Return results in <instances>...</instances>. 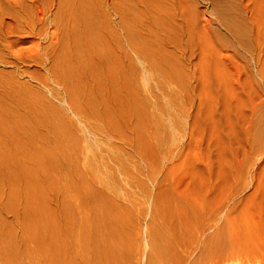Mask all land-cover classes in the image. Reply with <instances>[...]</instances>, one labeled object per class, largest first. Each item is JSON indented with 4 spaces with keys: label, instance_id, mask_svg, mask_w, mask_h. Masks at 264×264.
Returning a JSON list of instances; mask_svg holds the SVG:
<instances>
[{
    "label": "rangeland",
    "instance_id": "1",
    "mask_svg": "<svg viewBox=\"0 0 264 264\" xmlns=\"http://www.w3.org/2000/svg\"><path fill=\"white\" fill-rule=\"evenodd\" d=\"M32 1H25V3H23L24 6L22 4L23 14L22 16H20V21L23 20L22 22H20L19 20H13L11 22V27L9 24L5 26L6 28L4 26L0 28V31L3 32H0L1 36H3V34L5 35L6 33L5 36H0V38H2L1 42L3 44L2 45L0 42V45L3 46H1L0 48V84H3V86L0 85V106H2V108L0 107V129L3 131L1 132L0 130V264H10V262L11 264H56V262H54L55 259L52 260V258L57 257L56 252H58L57 250L60 248H58L55 242V240L57 241V239L59 238V235L57 233V229L56 231H54L57 233H54L55 235L52 233L53 231L51 229H53V227L58 222L60 224L61 221L66 222V227H68V225H72L71 228L68 227L69 234L71 231L70 229L73 228L74 229L72 231L76 232V235L74 232L69 235L70 238H72L71 236L75 235L73 236L74 238L70 239L71 241H73V239L75 240L72 242V244L76 243V245H73L74 253L75 251L77 253L79 252V254L82 253L80 255L81 258V256L86 252L88 253V255L85 253L86 258L88 257V260L83 258L82 256L81 259L86 261H83L79 258L81 260L80 261L79 259H77L79 254L76 253V258H73V260L69 256L68 260V257L66 255H63V258L60 257V264H65V262H63L64 258H67L66 264H71V261L72 264L73 262L74 264H84L85 262L86 264H91V262L92 264H100L99 262L104 259L105 261H102V263L104 262L103 264H106V262L107 264H112V262H110L109 260V262L106 261L110 258L106 257L105 252L108 254L107 251L109 249H107V247H110V251L112 250L111 245L113 246L112 243L115 242L113 239L117 240V236L120 232L118 231L119 229L117 230V228H121L120 233L122 235H120L118 237L119 239L117 240L120 242L118 243L119 246L121 245V249L117 247L118 244L116 246V241L114 243V246L116 247H113L114 250H116V252L114 251L115 253H117V248L119 249L117 253L118 255H115V253L112 254L113 251L111 252V254L115 256L114 259L119 258V262L116 260H112L113 264H264V0H175L176 2H179L178 5L180 4L177 10H164L167 13H165L162 9L161 11L160 9L156 10L157 14L160 15V17H163V15L167 16L169 11L170 16L175 11L176 12L174 14L177 15L178 11L180 12L178 13L180 15L179 17L177 16L178 20L176 21L180 22L178 24H175L174 27L168 26L164 20H159L158 16L157 22H163L162 24L166 25L164 28L153 27L156 30V32L154 31V33L153 28H149L150 30L148 29V27V30L143 29L146 27V24L148 26V22H146L145 19L141 17L140 14H142V16L146 15V12L142 10H140L142 12L136 11L134 13V11H131L132 13H124V18L122 17L123 15L121 16L123 19H125L122 20V23H125L123 24V26H121L122 24H120L121 21H119V25L117 24L119 18L115 14L111 13L109 15L110 25H106L108 28L105 26L106 28H104L103 31L107 32V30H110L109 26H112L113 28L111 27V29H114L116 32L119 46L117 44V46L115 44L113 45V41L115 39H111H113L114 36L110 37V35H107V39L105 40L104 38L103 40L108 41L106 44H104L109 47L105 48L106 46L102 44L105 50L101 47L102 45H99L102 50L101 48H98L99 46H97V48L95 49L96 51H98L99 49L98 53H100L101 50L99 56L101 57L102 54L104 56L101 57L103 58V63L106 61L105 66L104 64L102 66V63L100 65V68L97 66L99 72L102 70L101 72L104 71L106 74V72L109 71L108 73L110 74V78L108 77V75L106 76L105 74H103L104 72H100L102 76H106L105 79L104 77H101L99 79L98 75H100V73L96 71L97 68L93 66L94 64L99 65L97 63L99 58L98 53L95 54L96 51L94 53L92 51V53L90 52V54L87 48H85L84 50L82 47H77V51H75L76 47L74 48L73 46V49L68 50V52L67 50L59 49V51H55L56 53L54 52V55H57L55 56L56 59H54L57 60V63L56 61L53 62V60L49 61L51 64L48 62L44 64L46 67L44 65L39 66L38 63H36L37 59H33L34 62L32 59V62L30 61V57L35 54L33 52V45H35L34 43L38 42L40 46L45 45V38L43 35L50 28L42 26V29H38L42 24H40V21L38 23V20H35V17L37 16L36 4H40L38 0L35 2L33 1L34 3ZM100 1L102 3L106 1L108 3V0ZM123 1L124 0H122V2ZM126 1L127 0H125L123 4ZM154 1L155 0H152L150 2ZM22 2H24V0H22ZM28 2H30L31 5L27 4ZM55 2H57V0H55ZM26 4L30 6L27 7ZM167 7L168 5L166 6V8ZM102 8L104 9L103 14L109 12V5H104L103 3ZM24 9L26 13L24 12ZM29 9L35 10V12L32 10L29 11ZM56 9L57 5L56 8L52 7V12H55ZM26 10H28L29 13ZM192 10H195V12ZM25 14H29L27 15L29 17H27L26 19ZM23 15H25V17ZM151 16L150 22L152 23V21L156 20V17L152 14ZM190 16L192 17L190 18L192 22H194L193 20H195V25H189L191 23H189V21H191L189 19ZM194 17L195 19H193ZM134 18L136 21H134ZM126 19L129 20L126 21ZM27 21H29L32 25L36 24L35 26L33 25V31L30 29L32 28V25L28 24L29 22L27 23ZM128 21H130V23ZM138 21L140 23H136V27V24L134 22ZM185 21H188V23H186ZM15 22H17V24ZM25 22L31 27L27 26ZM141 22H145V25L141 24ZM132 23L135 25H133ZM151 23L149 24L151 25ZM132 25L134 26V28H131ZM204 27H206L209 31H207L208 33L205 35L203 33H199L201 31L200 28L202 29ZM1 29L4 31H2ZM36 29L40 32L44 31L41 32L43 33V35ZM130 29L132 30V32L130 31ZM100 30L102 31V28ZM100 30L99 32H101ZM5 31H7L8 33ZM34 31L39 32L38 35ZM99 32L97 31L94 33L98 34ZM224 32H228L230 34L226 35ZM125 34L126 36H124ZM203 36L204 38H209L207 39L211 42L212 47L210 45H202L204 40H206V38L204 39ZM93 38L96 42V36H93ZM99 38L101 39L100 42H102V38ZM128 39L130 43L131 41H133L135 45L130 44L129 41H127ZM4 40L7 41V43H5ZM110 40L111 42H109ZM109 43H111L113 47ZM129 44L133 46L130 47ZM133 47L135 50L133 49ZM86 50L88 51L89 55L88 53H85V56H90L89 59L93 57V59H90L91 62L89 60H86L88 58L87 56L83 57V53L87 52ZM41 51L42 50H40V55L43 52ZM123 52H125L129 56L128 59L125 60L121 57ZM62 53H64V55ZM76 53L79 55V57ZM66 54L68 56L72 55V58L67 59L68 56H66ZM20 56L22 57L21 60L19 58ZM23 57L26 60L24 59L23 61ZM74 57H78V60L80 62L86 61L85 63H82L87 66L82 67L83 64L81 65V63H79L78 61L75 62ZM82 57L84 60H82ZM167 57H171V59H167ZM61 58H64V60H62ZM65 58L67 59V61H65ZM93 61H95L94 64ZM107 61L110 64L112 63V65H109ZM91 64L93 65L91 66ZM106 66L107 70L105 71ZM51 69V74L53 76L50 74ZM53 70H56L54 73H56L57 75L53 73ZM71 71H73V74ZM7 73L8 75H6ZM10 73L12 74V76H9L11 75ZM84 74H87L86 77ZM183 75H185L186 78ZM115 76H117L118 78ZM59 77L60 79L65 77L64 80L66 83L64 82V80H62L61 82ZM3 81L6 83H4ZM61 83L63 84V86ZM4 84H7L9 86ZM83 84H85V86ZM68 85L70 87H68ZM121 85L123 88H121ZM66 86L69 90L66 89ZM3 87L5 91L3 90ZM7 90L8 92L10 91V96H14L13 100L11 97H8V95L6 96ZM66 91L69 92V94L71 92V98L70 95L68 96ZM76 91L78 93H76ZM12 92L14 95L11 94ZM54 93H56V96ZM21 94L22 96H24L22 97ZM3 96L5 98H3ZM17 98H19V101H16ZM50 99L52 101H49ZM22 101H24L25 103ZM53 102L54 104L52 105ZM79 103L81 105H79ZM73 104H76V106ZM54 105L57 109L54 107ZM145 105L148 106V109ZM144 108L146 111H148L147 113ZM94 109L95 111H93ZM32 111L34 113H32ZM18 112L24 117L21 116ZM143 112L146 114H144ZM62 113L64 114L62 115ZM53 114L54 116H52ZM33 116L34 118H32ZM147 116H149L150 118ZM11 117H13V119ZM136 117L138 119H136ZM49 119L54 121L55 123L52 121L50 122ZM65 120H67L68 122ZM149 120L150 122H152L151 124ZM109 123L111 124L109 125ZM144 124L147 125V127ZM8 125L10 126L8 127ZM10 130L12 132H10ZM37 130L39 132H37ZM50 130L53 131L51 132ZM14 136L16 137L14 138ZM45 136H47L48 140L45 139ZM32 137H35L36 139H33ZM31 138L33 139L32 143L30 141ZM64 139H66V142ZM45 140L47 141V143ZM16 141L20 144V148L18 147L19 144L16 143ZM78 143L79 145H77ZM82 144L84 145L83 147L81 146ZM23 145L25 147H28L29 149L25 148ZM55 145L57 147H55ZM37 146L39 147V150H37ZM12 147L14 149L13 151ZM139 147L140 149H138ZM19 151L21 154L17 153ZM42 151H44V154ZM13 152H15L16 155ZM4 154L7 157L4 156ZM75 154L80 156V158H77ZM54 157H56L57 160L56 158L54 159ZM75 158H77L78 160H75ZM43 159H45L44 163ZM27 160L32 162H28ZM21 161L24 162L22 163ZM72 165L74 166V168ZM63 166H65L66 169ZM76 166H78V168H81H79L80 171L82 169L83 171H86L80 172ZM23 167L26 168L24 169ZM54 168H56L58 173L56 172V170H54ZM60 168H62L64 173L62 172V170L60 171ZM73 169H76V171H74ZM68 170L71 172H69ZM12 171H18L16 173L19 176L15 175L16 173H13ZM85 172L89 176H87ZM46 173L48 174V176ZM25 174L28 175V178ZM77 175L78 177L76 178ZM84 175H86L87 178H85ZM90 175H93V179ZM81 176L84 177L85 182L84 179H80ZM94 179H96L95 185L97 184L96 186L98 187L102 185L101 187H104V190L106 188L107 196L113 198L115 196L116 198L114 199L118 201V204L120 205L116 204L117 202L112 203L107 199L104 200L108 201V204L110 206L117 205L116 207L119 209V211L123 210L124 212L121 211V213L117 209L116 214V212L109 209L107 202L104 203V201L101 200L103 197L100 199L101 195L98 198L99 193H96V189L94 187L92 188V186L90 188V182ZM45 180L47 183L45 182ZM63 181L65 182L62 183ZM78 181L80 183V187L81 185L85 186L84 188L87 187L85 190L90 193L89 195L91 196V199L94 194L97 195V197L96 195H94L95 199L93 197V202L98 198L97 201L103 202L102 204L100 202V205H102L103 208L106 206L108 207L104 208V212L105 210H110L109 212L115 213L114 215L112 214V216L109 212V215L107 212L104 213L106 214L107 218L105 215L104 217L106 219L104 217L102 218H104L106 225L107 219L109 223L111 217H113V219H111L113 222L116 216L119 218L120 223L118 224V221H116L118 220L117 218L114 222V227L112 226L113 223L110 221L111 227L110 225H108L110 227H108L109 229L103 223H101L103 225H100L103 226V233L105 229L104 234L105 236L107 234V237L109 236V239L103 238V241L99 239V241H97V244L99 242L100 243L99 245H97L95 244V242H92L94 238L90 237V239L88 237L87 241L90 242L93 239L91 242L94 243L97 248L103 242L101 246L103 248H99L102 249L104 254L99 252V250H96L97 248L94 244L93 245L96 249L93 248L92 243H90L91 247L96 252H94L93 249L89 250L87 241L85 240L87 239V236H85L86 233H81V231H83L84 229V227H82L84 224H80L82 220L78 217L77 214L73 215L72 213L71 206L69 204V197H72L77 193V191L75 192V184L78 183ZM60 182L63 186L60 184ZM7 183L8 185H6ZM73 183L75 186H73L74 190H72L73 188H70ZM16 184L20 185L18 186ZM60 185L62 187H59ZM59 188H62V190ZM22 189H24V191ZM60 195L61 197L59 198ZM38 197L40 199H38ZM33 198L35 201L32 200ZM92 206L95 207V205L93 204L91 205V207ZM119 206H122V208L120 207L121 210ZM116 207H111V209L114 208L112 210H116ZM63 209L65 210V212H63ZM50 211L52 213H50ZM57 211H59L58 214L56 213ZM53 213L54 216H56V214H60V216H56L55 219ZM65 213L67 215L65 216V219L64 217L63 219L66 221H63L61 218ZM108 216L111 217L109 218ZM50 217L54 218L51 219ZM154 217L156 219V222ZM30 218L32 219L30 220ZM3 219H5L6 221H3ZM38 221L40 222V226ZM90 221H92V219ZM42 222H44L43 224L45 225V228L41 227ZM124 222H127L126 226ZM115 225H117V228ZM120 225H122V227H120ZM46 228H48V230ZM44 229H46L48 233L50 231L51 234L49 233V236L47 235L49 239L46 237V231H44ZM4 230H6V233H4ZM40 231L43 232L42 235L44 234L47 238V243H45L42 237H40L42 236ZM29 232H31V234ZM106 232H111L112 235L114 234L113 232L118 234H114L116 237L115 238L114 235L113 237H111L112 235H108V233ZM84 236L86 238H84ZM122 237L125 241L121 239ZM40 238L42 240H38ZM82 238L84 239V241H86L85 243L83 242ZM50 240L54 243V245L51 246L52 242ZM48 241L50 245L47 247ZM105 241L107 244L111 245L107 246ZM37 243L39 244V246ZM44 243L46 244V246L44 245ZM83 243L86 244L85 247L87 249L84 247L86 251L85 249H83ZM105 244L107 247L105 246ZM127 244L130 247H128ZM41 245H43L44 247ZM55 245L57 246V248ZM9 246L12 247L9 248ZM128 248L131 250H129ZM12 249H14V251ZM51 249H53V251ZM126 249L129 251H127ZM87 250L90 251V253L93 251V255L96 254V259L93 255H91L93 252L90 254ZM41 251H44V253H41ZM46 252H48L49 254ZM50 252H55L56 255ZM99 253H101V255H99ZM120 254H122V256ZM89 255L93 257H90ZM112 255L108 257H111ZM100 256H104L105 258H100ZM113 256L111 257V259L113 258ZM49 257H51V259ZM89 257L90 259H92L90 260ZM46 258L48 260H46ZM94 260L100 261L94 262ZM44 261L48 262L45 263ZM82 261L84 263H82Z\"/></svg>",
    "mask_w": 264,
    "mask_h": 264
},
{
    "label": "bare ground",
    "instance_id": "2",
    "mask_svg": "<svg viewBox=\"0 0 264 264\" xmlns=\"http://www.w3.org/2000/svg\"><path fill=\"white\" fill-rule=\"evenodd\" d=\"M25 1H27V0H24V2H22V0H0V28H2L3 26L5 27V26H7V25H9L10 24V27H11V22L14 20V21H17V20H19L20 21V16H22V14H23V7H22V4L23 3H25ZM30 2L32 1V0H29ZM34 2L35 1H37V0H33ZM32 1V2H33ZM39 1V4L40 5H38V4H36L37 5V10H36V8H35V10H36V12H37V16L35 17V20H38V23H39V21H40V24H42L41 25V27H39L38 29H42V26L44 27V26H46V28H48V27H50L48 30H47V32L43 35V33H41V32H44V31H39V30H37V31H39L43 36H44V38H45V45H41L40 46V44L38 43V42H35L34 44L35 45H33V52L35 53L32 57H30V61H31V59L33 60H36L37 59V61H36V63H38V65L40 66V65H44V64H46L47 62L48 63H50L49 61H52L53 60V62H55L56 61V63H57V60H54V59H56L55 58V56H57L56 54L54 55V52L56 51H59V49L60 50H67V52H68V50H71V49H73V46H74V48L76 49L75 51H77V47H82L84 50H85V48H87L88 49V51H89V53L91 52L92 53V51H93V53L96 51L95 49L97 48V46H101L102 44H106L108 41H104L103 39L105 38V40L107 39L106 37H107V35H110V37L112 36H114V38L113 39H111V40H114L113 41V45L115 44H117L118 46H119V42H118V40H117V37H116V32H115V30L113 29H111V27L112 26H109L110 27V30H107V32L106 31H103L104 30V28H106L107 26L106 25H110V17H109V15L112 13V14H115L118 18H119V20L117 21L118 23V25H119V21H121V23L120 24H122L121 26H123V24H125V23H122V20H125V19H123L124 18V13H129V12H133L134 11V13L136 12V11H140V10H142V11H144V12H146L145 14L146 15H144V16H142V14H140L141 15V17L142 18H144L145 19V21L146 22H148V26H147V24H146V27L145 28H143V29H147V27H148V29L149 28H153V27H157V28H164L165 27V25L167 24L168 26H173L174 27V25L175 24H178L180 21H176V20H178V17H179V15L180 14H178V13H180V12H178L177 11V15L176 14H174L175 12H173L172 14H171V16L169 15L170 13V11L168 12V15L167 16H164L163 15V17H160V15H158L157 14V10L156 9H160V11H161V9L164 11V10H171V11H173L172 9H174V10H177L178 9V6L180 5H178V3L179 2H176L175 0L173 1V0H155L154 2H150V1H152V0H149V1H147V0H127L124 4H123V2L125 1H123L122 2V0H108V3L106 2V1H104L103 3H104V5H109V7H110V9H111V11H110V9H109V12L108 13H104L103 14V8H102V2L100 1V0H57V2H55V0H38ZM40 1H41V3H40ZM232 1V0H231ZM243 1V0H242ZM30 2H28L27 4H30ZM33 2V3H34ZM174 2V3H173ZM38 3V2H37ZM57 3V4H56ZM106 3V4H105ZM177 3V4H176ZM26 4V5H27ZM57 5V9L55 10V12H52V7H55L56 8V5ZM187 4H189V3H187ZM31 5V4H30ZM29 5V6H30ZM168 5V9L166 8V6ZM174 5H176V6H174ZM244 5V4H243ZM23 6H24V4H23ZM28 5H27V7H29ZM34 6V5H33ZM33 6H32V8H33ZM40 6V7H39ZM228 6V5H227ZM26 7V6H25ZM26 7V8H27ZM35 7V6H34ZM31 8V7H30ZM194 8V7H193ZM54 9V8H53ZM139 9V10H138ZM30 10H32V9H29V11ZM35 10H32V11H34L35 12ZM27 12H28V10H26ZM142 11H140V12H142ZM155 11V12H154ZM160 11H159V13H160ZM180 11V10H179ZM192 11H194L195 12V10H192ZM24 12H25V9H24ZM105 12V11H104ZM131 12V13H132ZM165 12V11H164ZM193 12V13H194ZM26 13V12H25ZM29 13V12H28ZM33 13V12H32ZM165 13H167V12H165ZM196 13H197V11H196ZM31 14V13H30ZM137 14V13H136ZM144 14V13H143ZM151 14L153 15V16H155L156 17V20H154V21H152V23L150 22V18L152 17L151 16ZM190 14V13H189ZM25 15H26V17H25ZM25 15H23L24 17H25V19L27 18V17H29V16H27V15H29V14H25ZM34 15V14H33ZM123 15V16H122ZM128 15V14H127ZM181 15H182V13H181ZM229 15V14H228ZM113 16V15H112ZM123 18H122V17ZM125 16H126V14H125ZM129 16H130V14H129ZM151 16V17H150ZM160 18H159V17ZM178 16V17H177ZM188 16V15H187ZM192 16V15H191ZM189 17V19L190 18H192V17ZM227 16V15H226ZM23 17V18H24ZM109 17V18H108ZM131 17H133V16H131ZM157 17H158V19L159 20H164L165 21V23L166 24H162L163 22H157ZM34 18V17H33ZM32 18V19H33ZM36 18H38V19H36ZM122 18V19H121ZM135 18H136V16H135ZM135 18H134V21H136L137 20V18H136V20H135ZM154 18V17H153ZM31 19V20H32ZM130 19V18H129ZM129 19H126V21L127 20H129ZM184 19V18H183ZM193 19H195V17L193 18ZM228 19V18H227ZM241 19V18H240ZM243 19V18H242ZM143 20V19H142ZM158 20V21H159ZM191 20V19H190ZM23 21V20H22ZM22 21H20V22H22ZM29 21H30V19H29ZM29 21H27V23L29 22ZM141 21V20H140ZM167 21V22H166ZM194 22H192V20L191 21H189V25H193L194 23H195V20H193ZM209 21V20H208ZM34 22V21H33ZM129 23H130V21H128ZM175 22V23H174ZM186 22V21H185ZM16 24H17V22H15ZM19 23V22H18ZM26 23V22H25ZM26 23V25L27 26H30V25H32V24H30V22L28 23V24H30V25H28ZM135 24L137 23H140L139 21L138 22H134ZM149 23H151V25L149 24ZM161 23V24H160ZM186 23H188V21L186 22ZM20 24H22V23H20ZM133 24V23H132ZM135 24H133V25H135ZM137 24H136V27H137ZM141 24H144L145 25V22L144 23H142L141 22ZM182 24V23H181ZM245 24H247V23H245ZM34 25V24H33ZM32 25V28H30L32 31H33V27L36 25H34L33 26ZM132 25V27L131 28H134V26ZM164 25V26H163ZM195 25V24H194ZM106 26V27H105ZM127 26H128V24H127ZM185 26V25H184ZM38 27V26H37ZM126 27V26H125ZM144 27V26H143ZM176 27V26H175ZM187 27V26H186ZM244 27V26H243ZM6 28V27H5ZM18 28V27H17ZM36 28V27H35ZM53 28V29H52ZM102 28V31L100 30ZM108 28V27H107ZM113 28V27H112ZM128 28V27H127ZM129 28H130V26H129ZM168 28V27H167ZM166 28V29H167ZM172 28V27H171ZM177 28H178V26H177ZM181 28V27H180ZM180 28H179V30H180ZM14 29V28H13ZM29 29V30H30ZM121 29H122V27H121ZM140 29V28H139ZM147 29V30H148ZM191 29H192V27H191ZM227 29V28H226ZM230 29V28H229ZM247 29V28H246ZM2 30V29H1ZM99 30L101 31V32H99ZM128 30V29H127ZM150 30V29H149ZM152 30V29H151ZM158 30V29H157ZM161 30V29H160ZM160 30H159V32H160ZM172 30V29H171ZM177 30V29H176ZM178 30V31H179ZM201 30V31H200ZM200 32L199 33H203L204 35L205 34H207L209 31L207 30V28L206 27H204V28H200ZM219 30V29H218ZM2 31H4V30H2ZM8 31V30H7ZM7 31H5V32H7ZM99 32L98 34H96V33H94V32ZM130 31L132 32V30L130 29ZM154 31L156 32V30L153 28V33H154ZM170 31V30H169ZM168 31V32H169ZM177 31V32H178ZM208 31V32H207ZM226 31V30H225ZM228 31V30H227ZM1 32V31H0ZM12 32V31H11ZM10 32V33H11ZM14 32V31H13ZM27 32V31H26ZM35 32V31H34ZM39 32H35V33H37V35H38V33ZM120 32V31H119ZM118 32V33H119ZM129 32V31H128ZM147 32V31H146ZM162 32V31H161ZM191 32V31H190ZM1 33H3V32H1ZM1 33H0V36H1ZM8 33V32H7ZM9 33V34H10ZM101 33V34H100ZM126 33V32H125ZM142 33V32H141ZM140 33V34H141ZM152 33V34H153ZM180 33V32H179ZM185 33V32H184ZM192 33V32H191ZM222 33V32H221ZM226 35H228V34H230V33H228V32H224ZM8 34V35H9ZM96 34V35H95ZM127 34V33H126ZM126 34L124 35V36H126ZM134 34V33H133ZM157 34V33H156ZM166 34H169V33H166ZM171 34V33H170ZM177 34V33H176ZM182 34V33H181ZM180 34V35H181ZM194 34V33H193ZM202 34V35H203ZM5 35H6V33H5ZM4 34H3V36H5ZM36 35V36H37ZM132 35V34H131ZM135 35V34H134ZM154 35V34H153ZM158 35V34H157ZM190 35V34H189ZM197 35V34H196ZM199 35V34H198ZM201 35V36H202ZM3 36H1V37H3ZM41 36V35H40ZM93 36H96V39H97V41L95 42V40H94V38H93ZM128 36V35H127ZM133 36V35H132ZM150 36V35H149ZM152 36V35H151ZM162 36V35H161ZM160 36V37H161ZM243 36V35H242ZM7 37V36H6ZM42 37V36H41ZM99 37H101L102 38V42H100L101 41V39L99 38ZM116 37V38H115ZM169 37V36H168ZM171 37V36H170ZM179 37V36H178ZM187 37V36H186ZM5 38V37H4ZM122 38V37H121ZM126 38H128V37H126ZM129 38H130V36H129ZM203 38H204V36H203ZM206 38V40H204V42L202 43V45H204V46H206V45H212L211 44V42L210 41H208V37H205ZM204 38V39H205ZM208 38V39H207ZM1 39L2 38H0V42H1ZM124 39V38H123ZM135 39V38H134ZM151 39V38H150ZM176 39V38H175ZM178 39V38H177ZM188 39V38H187ZM111 40L109 41V42H111ZM126 40V39H125ZM153 40V39H152ZM174 40V39H173ZM3 41V40H2ZM121 41V40H120ZM127 41H129V39L127 40ZM138 41V40H137ZM146 41V40H145ZM4 42L5 43H7V41H5L4 40ZM134 42H135V40H134ZM141 42V41H140ZM158 42V41H157ZM202 42V41H201ZM43 43V44H44ZM121 43V42H120ZM129 43H130V41H129ZM148 43V42H147ZM152 43V42H151ZM1 44H2V42H1ZM104 44V45H105ZM110 45H111V43H109ZM130 44H133V45H135L134 43H133V41H131V43ZM129 44V45H130ZM143 44V43H142ZM154 44V43H153ZM152 44V45H153ZM166 44V43H165ZM173 44V43H172ZM188 44V43H187ZM196 44V43H195ZM3 45V44H2ZM2 45H0V48H1V46ZM113 45H111L112 47H113ZM116 45V46H117ZM121 45V44H120ZM132 45V46H133ZM138 45V44H137ZM151 45V44H150ZM149 45V46H150ZM163 45V44H162ZM200 45V44H199ZM98 47L99 49L102 47L103 48V45L101 46V47ZM106 47L105 48H107V47H109V46H107V45H105ZM125 46V45H124ZM131 45H130V47H132ZM160 46V45H159ZM3 47V46H2ZM137 47H139V46H137ZM203 47V46H202ZM212 47V46H211ZM214 47V46H213ZM41 48V49H40ZM81 48V49H82ZM102 48H101V50H102ZM116 48V47H115ZM120 48V47H119ZM121 48H123V47H121ZM126 48V47H125ZM136 48V47H135ZM152 48V47H151ZM182 48H184V47H182ZM79 49V48H78ZM80 49V50H81ZM99 49H98V51H99ZM104 49V48H103ZM110 49V48H109ZM114 49V48H113ZM133 49H134V47H133ZM155 49V48H154ZM40 50H42L41 52H42V54L41 55H43V56H41L40 55ZM101 50H100V53H101ZM105 50V49H104ZM132 50V49H131ZM135 50V49H134ZM164 50V49H163ZM2 51V50H1ZM82 51V50H81ZM87 51V50H86ZM88 51L87 52H84L83 54H84V56L83 57H86L85 56V53H88ZM98 51H96L95 52V54H97L98 53ZM110 51V50H109ZM124 51V50H123ZM141 51V50H140ZM144 51V50H143ZM151 51H152V49H151ZM55 52V53H56ZM64 52V51H63ZM71 52V51H70ZM74 52V51H73ZM105 52V51H104ZM103 52V53H104ZM107 52V51H106ZM156 52V51H155ZM159 52V51H158ZM89 53H88V55H89ZM90 53V54H91ZM100 53H98V56L100 55ZM139 53V52H138ZM149 53V52H148ZM154 53V52H153ZM160 53V52H159ZM63 55H64V53H62ZM68 54V53H67ZM66 54V56H68ZM72 54V53H71ZM77 54V53H76ZM94 54V55H95ZM115 54V53H114ZM157 54V53H156ZM59 55V54H58ZM78 55V54H77ZM76 55V56H77ZM93 55V54H92ZM106 55V54H105ZM139 55V54H138ZM142 55V54H141ZM172 55V54H171ZM18 56V55H17ZM72 55H69L68 56V58L67 59H71L72 57H71ZM96 56V55H95ZM97 56V57H98ZM103 55L101 54V57H102ZM135 56V55H134ZM54 57V58H53ZM60 57V56H59ZM62 57V56H61ZM70 57V58H69ZM78 57H79V55H78ZM78 57H74L73 59L75 60V62L76 61H78L79 63H81V65L83 64L82 62H86V61H82V62H80L79 60H78ZM83 57H82V60H84L83 59ZM88 57V56H87ZM90 57V56H89ZM89 57L86 59V60H89L90 62H91V60L90 59H93V57L92 58H90L89 59ZM96 57V58H97ZM100 56H99V58H98V61H97V63L99 64V65H95L94 64V62L95 61H93V64H91V66L93 65L94 67H96L97 68V70L96 71H98L99 72V69H98V67L100 68L101 66V63H102V66H103V64H104V66H105V62L103 63V58H101ZM104 57V56H103ZM114 57V56H113ZM116 57V56H115ZM122 58H124L125 60L126 59H128L129 58V56L125 53V52H123L122 53V56H121ZM133 57V56H132ZM165 57V56H164ZM20 58V60H21V56L19 57ZM144 58H146V57H144ZM151 58V57H150ZM163 58V57H162ZM6 59V58H5ZM18 59V58H17ZM24 57H23V61H24ZM28 59H29V56H28ZM60 59V58H59ZM62 60H64V58H61ZM67 59L65 58V61H67ZM108 59V58H107ZM110 59V58H109ZM115 59V58H114ZM117 59V58H116ZM167 59H171V57L170 58H168L167 57ZM176 59V58H175ZM8 60V59H7ZM13 60V59H12ZM26 60V59H25ZM34 60H33V62H34ZM62 60H60V61H62ZM73 60V61H74ZM105 60V59H104ZM130 60V59H129ZM205 60V59H204ZM1 61H2V59H1ZM6 61V60H5ZM111 61V60H110ZM115 61H117V60H115ZM131 61V60H130ZM148 61V60H147ZM153 61V60H152ZM158 61V60H157ZM162 61V60H161ZM168 61V60H167ZM9 62V61H8ZM29 62V61H28ZM32 62V61H31ZM53 62H52V64H53ZM108 62V61H107ZM122 62V61H121ZM172 62H174V61H172ZM5 63V62H4ZM78 63V64H79ZM96 63V64H97ZM109 63V62H108ZM123 63V62H122ZM127 63V62H126ZM154 63V62H153ZM157 63H159V62H157ZM51 64V63H50ZM49 64V65H50ZM64 64V63H63ZM77 64V65H78ZM125 64V63H124ZM128 64V63H127ZM169 64V63H168ZM181 64H182V62H181ZM37 65V64H36ZM55 65V64H54ZM57 65V64H56ZM61 65V64H60ZM76 65V64H75ZM80 65V66H81ZM109 65H112V63L110 64L109 63ZM114 65V64H113ZM116 65H117V63H116ZM178 65V64H177ZM45 66V65H44ZM51 66V65H50ZM50 66H49V68H50ZM79 66V65H78ZM83 66H87V65H85V64H83L82 65V67ZM90 66V65H89ZM98 66V67H97ZM120 66H122V65H120ZM128 66V65H127ZM140 66V65H139ZM160 66V65H159ZM171 66V65H170ZM169 66V67H170ZM176 66V65H175ZM46 67V66H45ZM48 67V66H47ZM53 67V66H52ZM57 67V66H56ZM81 67V68H82ZM109 67V66H108ZM111 67V66H110ZM114 67V66H113ZM55 68V67H54ZM59 68V67H58ZM60 68H61V66H60ZM74 68H75V66H74ZM80 68V69H81ZM85 68V67H84ZM92 68V67H91ZM104 68V67H103ZM103 68H101V69H103ZM117 68H121V67H117ZM129 68V67H128ZM165 68V67H164ZM181 68V67H180ZM62 69H64V68H62ZM67 69V68H66ZM89 69V68H88ZM135 69V68H134ZM161 69V68H160ZM167 69V68H166ZM87 70V69H86ZM107 70V66H106V69H105V71ZM127 70V69H126ZM132 70V69H131ZM136 70V69H135ZM134 70V71H135ZM139 70V69H138ZM158 70V69H157ZM164 70V69H163ZM169 70V69H168ZM56 71V70H55ZM54 70H53V73L55 72ZM102 71V70H101ZM100 71V72H101ZM123 71H124V69H123ZM130 71V70H129ZM176 71V70H175ZM179 71V70H178ZM48 72H49V70H48ZM51 72H52V69L50 70V74H51ZM60 72V71H59ZM66 72V71H65ZM72 72V74H73V71H71ZM87 72V71H86ZM99 72V73H100ZM104 72V71H103ZM103 72H101V73H103ZM109 71H107L106 72V74H105V72L103 73V74H105L106 76L108 75V77H109V73H108ZM186 72V71H185ZM9 73V72H8ZM8 73L6 74V75H8ZM12 73V72H11ZM10 73V74H11ZM74 73H75V71H74ZM90 73V72H89ZM91 73H92V71H91ZM98 73V74H99ZM101 73H100V75H98L99 76V79L101 78V77H104V75L102 76L101 75ZM108 73V74H107ZM119 73H121V72H119ZM139 73V72H138ZM161 73H162V71H161ZM165 73H166V70H165ZM184 73V72H183ZM54 74H56V73H54ZM62 74V73H61ZM77 74H78V72H77ZM83 74V73H82ZM118 74V73H117ZM127 74V73H126ZM135 74V73H134ZM158 74V73H157ZM173 74H174V72H173ZM5 75V76H6ZM52 75V74H51ZM57 75V74H56ZM56 75H55V77H56ZM81 75V74H80ZM85 75V74H84ZM87 75V74H86ZM86 75H85V77H86ZM132 75V74H131ZM166 75V74H165ZM9 76H12V74L11 75H9ZM53 76V75H52ZM59 76V75H58ZM61 76V75H60ZM63 76V75H62ZM74 76V75H73ZM94 76V75H93ZM106 76L104 77V79L106 78ZM135 76H137V75H135ZM139 76V75H138ZM183 76H185V75H183ZM1 77V76H0ZM88 77V76H87ZM115 77H117V76H115ZM115 77H114V79H115ZM122 77V76H121ZM123 77H124V74H123ZM128 77V76H127ZM150 77V76H149ZM167 77V76H166ZM178 77V76H177ZM3 78V77H2ZM5 78V77H4ZM7 78H8V76H7ZM6 78V79H7ZM64 78L65 77H63V78H61L60 79V77H59V79H60V81L62 82V80H64ZM110 78V77H109ZM112 78V77H111ZM118 78V77H117ZM116 78V79H117ZM129 78V77H128ZM184 78V77H183ZM185 78H186V76H185ZM13 79V78H12ZM14 79H15V77H14ZM45 79V78H44ZM43 79V80H44ZM58 79V78H57ZM58 79V80H59ZM73 79V78H72ZM146 79V78H145ZM168 79V78H167ZM166 79V80H167ZM171 79V78H170ZM39 80H41V79H39ZM69 80V79H68ZM67 80V81H68ZM97 80V79H96ZM103 80V79H102ZM124 80H125V78H124ZM134 80V79H133ZM140 80V79H139ZM9 81H10V79H9ZM99 81V80H98ZM111 81V80H110ZM120 81H121V79H120ZM131 81V80H130ZM148 81V80H147ZM180 81H181V79H180ZM184 81V80H183ZM4 82V81H3ZM15 82H16V80H15ZM18 82V81H17ZM64 82H65V80H64ZM69 82V81H68ZM74 82V81H73ZM82 82V81H81ZM87 82V81H86ZM96 82V81H95ZM116 82V81H115ZM114 82V83H115ZM134 82V81H133ZM169 82V81H168ZM4 83H6V82H4ZM11 83V82H10ZM22 83V82H21ZM66 83V82H65ZM64 83V84H65ZM78 83V82H77ZM98 83V82H97ZM105 83V82H104ZM130 83V82H129ZM147 83V82H146ZM9 84V83H8ZM62 84V83H61ZM70 84V83H69ZM89 84V83H88ZM100 84H101V82H100ZM99 84V85H100ZM110 84V83H109ZM127 84H128V82H127ZM1 85V84H0ZM4 85H7V84H4ZM78 85V84H77ZM84 86H85V84H83ZM96 85H98V84H96ZM126 85V84H125ZM1 86H3V84L1 85ZM0 86V87H1ZM7 86H9V85H7ZM14 86V85H13ZM20 86V85H19ZM26 86V85H25ZM29 86V85H28ZM62 86H63V84H62ZM75 86V85H74ZM107 86V85H106ZM111 86V85H110ZM160 86V85H159ZM184 86V85H183ZM15 87V86H14ZM16 87H18V86H16ZM67 87V86H66ZM68 87H70L69 85H68ZM68 87L66 88V89H68ZM125 87V86H124ZM22 88V87H21ZM84 88V87H83ZM101 88H103V87H101ZM121 88H123L122 87V85H121ZM132 88V87H131ZM1 89V88H0ZM92 89V88H91ZM98 89V88H97ZM116 89V88H115ZM118 89V88H117ZM137 89V88H136ZM181 89V88H180ZM183 89V88H182ZM3 90H4V87H3ZM23 90V89H22ZM32 90V89H31ZM37 90V89H36ZM69 90V89H68ZM76 90H77V88H76ZM101 90V89H100ZM124 90V89H123ZM5 91V90H4ZM13 91H15V90H13ZM20 91V90H19ZM79 91H81V90H79ZM117 91V90H116ZM119 91V90H118ZM7 93H6V96L8 95V97H11L12 98V100H13V97L12 96H10V94H9V92H8V90L6 91ZM40 92V91H39ZM111 92H113V91H111ZM24 93V92H23ZM27 93V92H26ZM38 93V92H37ZM36 93V94H37ZM42 93V92H41ZM40 93V94H41ZM66 93L68 94V96L71 94V92H70V94H69V92H67L66 91ZM76 93H78L77 91H76ZM92 93H94V92H92ZM119 93V92H118ZM3 94V93H2ZM12 95H14L13 94V92L11 93ZM17 94V93H16ZM33 94H34V92H33ZM55 94V96H56V93H54ZM73 94V93H72ZM100 94H102V93H100ZM111 94V93H110ZM121 94V93H120ZM124 94V93H123ZM19 95V94H18ZM26 95H28V94H26ZM74 95V94H73ZM86 95H87V93H86ZM85 95V96H86ZM95 95V94H94ZM17 96V95H16ZM21 96H22V94H21ZM24 96V95H23ZM22 96V97H23ZM53 96V95H52ZM83 96V95H82ZM93 96V95H92ZM91 96V97H92ZM104 96V95H103ZM133 96V95H132ZM136 96H137V94H136ZM1 97V96H0ZM26 97V96H25ZM24 97V98H25ZM102 97V96H101ZM3 98H5L4 96H3ZM32 98H34V97H32ZM70 98H71V95H70ZM119 98V97H118ZM129 98V97H128ZM131 98V97H130ZM141 98H142V96H141ZM140 98V99H141ZM8 99V98H7ZM31 99V98H30ZM92 99V98H91ZM117 99V98H116ZM178 99V98H177ZM5 100V99H4ZM29 100V99H28ZM45 100V99H44ZM78 100H79V98H78ZM137 100V99H136ZM2 101V100H1ZM11 101V100H10ZM9 101V102H10ZM16 101H19V98H17L16 99ZM40 101V100H39ZM49 101H52L51 99L49 100ZM65 101V100H64ZM70 101V100H69ZM127 101V100H126ZM132 101V100H131ZM134 101V100H133ZM145 101V100H144ZM7 102V101H6ZM13 102V101H12ZM22 102H24V101H22ZM27 102V101H26ZM30 102H31V100H30ZM29 102V103H30ZM59 102V101H58ZM72 102V101H71ZM106 102V101H105ZM104 102V103H105ZM118 102V101H117ZM129 102V101H128ZM25 103V102H24ZM64 103V102H63ZM73 103V102H72ZM72 103H70V104H72ZM85 103V102H84ZM101 103V102H100ZM146 103V102H145ZM38 104V103H37ZM54 104V102L52 103V105ZM96 104V103H95ZM118 104V103H117ZM133 104H135V103H133ZM140 104H141V102H140ZM139 104V105H140ZM144 104V103H143ZM4 105V104H3ZM9 105V104H8ZM73 105H75L76 106V104H73ZM79 105H81L80 103H79ZM128 105V104H127ZM126 105V106H127ZM10 106V105H9ZM23 106H24V104H23ZM33 106V105H32ZM31 106V107H32ZM58 106V105H57ZM63 106V105H62ZM109 106V105H108ZM132 106V105H131ZM134 106V105H133ZM136 106V105H135ZM145 106H147V105H145ZM1 108H2V106H0ZM15 107V106H14ZM37 107V106H36ZM35 107V108H36ZM54 107H55V105H54ZM87 107V106H86ZM110 107V106H109ZM162 107V106H161ZM6 108V107H5ZM9 108H11V107H9ZM17 108V107H16ZM25 108H27V107H25ZM39 108V107H38ZM45 108V107H44ZM56 108V107H55ZM59 108V107H58ZM74 108V107H73ZM106 108V107H105ZM124 108H125V106H124ZM128 108V107H127ZM137 108V107H136ZM57 109V108H56ZM75 109V108H74ZM81 109V108H80ZM121 109V108H120ZM147 109H148V106H147ZM18 110V109H17ZM27 110V109H26ZM41 110V109H40ZM45 110H48V109H45ZM79 110V109H78ZM77 110V111H78ZM92 110V109H91ZM90 110V111H91ZM103 110V109H102ZM111 110V109H110ZM138 110V109H137ZM144 110H145V108H144ZM165 110V109H164ZM5 111V110H4ZM11 111V110H10ZM28 111V110H27ZM59 111V110H58ZM93 111H95V109L93 110ZM135 111V110H134ZM139 111V110H138ZM146 111V110H145ZM158 111V110H157ZM1 112V111H0ZM40 112H43V111H40ZM61 112H62V109H61ZM74 112V111H73ZM99 112V111H98ZM128 112V111H127ZM148 111H146V113H147ZM19 113V112H18ZM29 113V112H28ZM27 113V114H28ZM32 113H34L33 111H32ZM47 113H48V111H47ZM60 113V112H59ZM82 113V112H81ZM103 113H104V111H103ZM130 113V112H129ZM135 113V112H134ZM141 113V112H140ZM144 113V112H143ZM146 113H144V114H146ZM4 114V113H3ZM20 114V113H19ZM31 114V113H30ZM40 114V113H39ZM49 114H51V113H49ZM64 113H62V115H63ZM95 114V113H94ZM142 114V113H141ZM149 114V113H148ZM10 115V114H9ZM12 115V114H11ZM15 115V114H14ZM21 115V114H20ZM127 115V114H126ZM13 116V115H12ZM21 116H23V115H21ZM27 116V115H26ZM25 116V117H26ZM52 116H54V114L52 115ZM104 116H106V115H104ZM129 116V115H128ZM135 116H137V115H135ZM144 116V115H143ZM24 117V116H23ZM48 117V116H47ZM55 117H56V115H55ZM63 117V116H62ZM88 117V116H87ZM96 117V116H95ZM98 117V116H97ZM147 117H149V116H147ZM12 119H13V117H11ZM21 118V117H20ZM32 118H34V116L32 117ZM43 118V117H42ZM51 118V117H50ZM64 118V117H63ZM150 118V117H149ZM149 118H147V119H149ZM7 119V118H6ZM46 119V118H45ZM53 119V118H52ZM126 119V118H125ZM128 119V118H127ZM136 119H138L137 117H136ZM140 119V118H139ZM143 119V118H142ZM1 120V119H0ZM8 120V119H7ZM23 120V119H22ZM50 120V119H49ZM54 120V119H53ZM60 120V119H59ZM111 120V119H110ZM135 120V119H134ZM141 120V119H140ZM9 121H11V120H9ZM14 121H16V120H14ZM13 121V122H14ZM52 120H50V122H51ZM61 121V120H60ZM65 121H67V120H65ZM104 121V120H103ZM112 121V120H111ZM148 121V120H147ZM3 122V121H2ZM5 122V121H4ZM32 122V121H31ZM52 122H54V121H52ZM68 122V121H67ZM105 122V121H104ZM109 122V121H108ZM118 122V121H117ZM123 122V121H122ZM141 122V121H140ZM149 122H150V120H149ZM24 123V122H23ZM33 123V122H32ZM36 123V122H35ZM46 123V122H45ZM55 123V122H54ZM59 123V122H58ZM125 123V122H124ZM152 122H150V124H151ZM5 124H6V122H5ZM47 124V123H46ZM62 124V123H61ZM107 124V123H106ZM111 123H109V125H110ZM115 124V123H114ZM142 124V123H141ZM146 124H148V123H146ZM1 125V124H0ZM3 125V124H2ZM7 125V124H6ZM15 125V124H14ZM28 125V124H27ZM30 125V124H29ZM60 125V124H59ZM58 125V126H59ZM74 125V124H73ZM145 125V124H144ZM143 125V126H144ZM5 126V125H4ZM10 125H8V127H9ZM66 126V125H65ZM76 126V125H75ZM74 126V127H75ZM140 126V125H139ZM146 127H147V125H145ZM23 127V126H22ZM51 127V126H50ZM49 127V128H50ZM69 127V126H68ZM2 128V127H1ZM31 128V127H30ZM34 128V127H33ZM49 128H48V130H49ZM58 128H60V127H58ZM57 128V129H58ZM65 128V127H64ZM76 128V127H75ZM3 129V128H2ZM5 129V128H4ZM9 129V128H8ZM51 129V128H50ZM62 129V128H61ZM67 129V128H66ZM91 129V128H90ZM102 129V128H101ZM117 129V128H116ZM146 129V128H145ZM147 129H149V128H147ZM1 130V129H0ZM15 130V129H14ZM13 130V131H14ZM34 130V129H33ZM47 130V129H46ZM98 130V129H97ZM106 130H107V128H106ZM51 131V130H50ZM53 131V130H52ZM51 131V132H52ZM65 131H67V130H65ZM64 131V132H65ZM112 131V130H111ZM114 131H116V130H114ZM118 131H119V129H118ZM136 131V130H135ZM138 131H139V129H138ZM143 131H144V129H143ZM161 131V130H160ZM1 132H3L2 130H1ZM10 132H12L11 130H10ZM37 132H39L38 130H37ZM63 132V133H64ZM68 132H70V131H68ZM68 132H67V134H68ZM105 132V131H104ZM154 132V131H153ZM5 133V132H4ZM27 133V132H26ZM56 133V132H55ZM115 133V132H114ZM133 133V132H132ZM8 134H10V133H8ZM58 134H60V133H58ZM71 134V133H70ZM77 134V133H76ZM107 134V133H106ZM141 134V133H140ZM166 134V133H165ZM6 135V134H5ZM19 135V134H18ZM42 135V134H41ZM54 135V134H53ZM78 135V134H77ZM118 135V134H117ZM162 135V134H161ZM13 136V135H12ZM24 136H25V134H24ZM39 136V135H38ZM80 136V135H79ZM78 136V137H79ZM138 136V135H137ZM147 136V135H146ZM11 137V136H10ZM16 136H14V138H15ZM22 137V136H21ZM31 137V136H30ZM41 137V136H40ZM46 138L45 139H47V136H45ZM49 137V136H48ZM74 137V136H73ZM163 137V136H162ZM12 138V137H11ZM33 138V137H32ZM31 138V143H32V140L33 139H36L35 137L32 139ZM57 138V137H56ZM59 138V137H58ZM63 138V137H62ZM22 139H24V138H22ZM28 139H29V137H28ZM43 139V138H42ZM147 139V138H146ZM18 140V139H17ZM48 140V139H47ZM50 140V139H49ZM60 140V139H59ZM65 140V142H66V139H64ZM63 140V141H64ZM72 140V139H71ZM74 140V139H73ZM153 140V139H152ZM5 141V140H4ZM19 141H20V139H19ZM46 141V140H45ZM53 141H55V140H53ZM57 141H58V139H57ZM98 141V140H97ZM14 142V141H13ZM72 142V141H71ZM70 142V143H71ZM76 142V141H75ZM89 142V141H88ZM146 142H147V140H146ZM16 143H18L17 141H16ZM20 143H21V141H20ZM46 143H47V141H46ZM55 143V142H54ZM53 143V144H54ZM19 144V143H18ZM17 144V145H18ZM22 144H24V143H22ZM57 144V143H56ZM75 144V143H74ZM73 144V145H74ZM149 144V143H148ZM16 145V144H15ZM26 145V144H25ZM34 145H36V144H34ZM72 145V144H71ZM77 145H79V143L77 144ZM20 146V144L18 145V147ZM24 146V145H23ZM43 146H45V145H43ZM50 146V145H49ZM75 146V145H74ZM82 147L84 146L83 144L81 145ZM143 146V145H142ZM149 146V145H148ZM154 146V145H153ZM5 147V146H4ZM21 147V146H20ZM19 147V148H20ZM25 147V146H24ZM38 147V146H37ZM36 147V148H37ZM53 147V146H52ZM52 147H51V149H52ZM55 147H57L56 145H55ZM69 147H70V145H69ZM25 148H28V147H25ZM35 148V149H36ZM43 148V147H42ZM65 148V147H64ZM78 148H79V146H78ZM155 148V147H154ZM22 149V148H21ZM29 149V148H28ZM60 149V148H59ZM134 149H136V148H134ZM138 149H140V147L138 148ZM152 149V148H151ZM14 149H13V147H12V151H13ZM23 150V149H22ZM25 150H27V149H25ZM37 150H39V147H38V149ZM48 150V149H47ZM46 150V151H47ZM71 150V149H70ZM91 150V149H90ZM27 151H29V150H27ZM36 151V150H35ZM35 151H33V152H35ZM59 151V150H58ZM61 151V150H60ZM67 151V150H66ZM77 151V150H76ZM130 151V150H129ZM1 152V151H0ZM6 152H7V150H6ZM43 152V154H44V151H42ZM48 152V151H47ZM54 152V151H53ZM140 152H141V150H140ZM145 152V151H144ZM153 152V151H152ZM14 154H15V152H13ZM17 153H20V151L19 152H17ZM37 153V152H36ZM39 153H41V152H39ZM132 153V152H131ZM139 153V152H138ZM21 154V153H20ZM35 154V153H34ZM54 154V153H53ZM66 154V153H65ZM70 154V153H69ZM153 154V153H152ZM16 155V154H15ZM48 155V154H47ZM50 155H51V153H50ZM59 155V154H58ZM76 155V154H75ZM143 155V154H142ZM4 156H6L5 154H4ZM3 156V157H4ZM28 156V155H27ZM30 156V155H29ZM32 156V155H31ZM69 156V155H68ZM72 156V155H71ZM77 156V158L79 157L80 158V156H78V155H76ZM99 156V155H98ZM130 156V155H129ZM141 156V155H140ZM7 157V156H6ZM16 157V156H15ZM56 157H57V155H56ZM56 157H54V159L56 158ZM25 158V157H24ZM41 158V157H40ZM48 158V157H47ZM51 158H53V157H51ZM67 158V157H66ZM70 158V157H69ZM77 158H75V160L77 159ZM6 159V158H5ZM8 159V158H7ZM14 159V158H13ZM38 159H39V157H38ZM60 159V158H59ZM119 159V158H118ZM22 160V159H21ZM26 160V159H25ZM44 160L45 159H43V163H44ZM52 160V159H51ZM56 160H57V158H56ZM55 160V161H56ZM65 160V159H64ZM78 160V159H77ZM81 160V159H80ZM1 161V160H0ZM16 161H18V160H16ZM28 161V160H27ZM27 161H25V162H27ZM118 161V160H117ZM19 162H20V160H19ZM22 162V161H21ZM24 162V161H23ZM22 162V163H23ZM28 162H32V161H28ZM38 162V161H37ZM48 162V161H47ZM75 162V161H74ZM77 162V161H76ZM13 163H14V161H13ZM36 163V162H35ZM34 163V164H35ZM42 163V162H41ZM38 164V163H37ZM58 164H59V162H58ZM67 164V163H66ZM72 164V163H71ZM154 164V163H153ZM9 165V164H8ZM19 165V164H18ZM25 165H26V163H25ZM42 165V164H41ZM56 165V164H55ZM74 165V164H73ZM72 165V166H73ZM76 165V164H75ZM32 166V165H31ZM47 166V165H46ZM106 166V165H105ZM30 167V166H29ZM33 167H35V166H33ZM32 167V168H33ZM48 167V166H47ZM47 167H45V168H47ZM57 167H58V165H57ZM62 167V166H61ZM63 167H65V166H63ZM77 167V169L80 171V169L78 168V166H76ZM24 168V167H23ZM26 168V167H25ZM24 168V169H25ZM31 168V167H30ZM73 168H74V166H73ZM110 168V167H109ZM135 168V167H134ZM1 169V168H0ZM5 169V168H4ZM22 169V168H21ZM34 169V168H33ZM35 169H37V168H35ZM49 169V168H48ZM52 169V168H51ZM65 169H66V167H65ZM67 169H69V168H67ZM126 169V168H125ZM54 170H56V168H54ZM62 170V168H60V171ZM71 170V169H70ZM74 170V169H73ZM1 171V170H0ZM22 171V170H21ZM28 171V170H27ZM41 171V170H40ZM69 171V170H68ZM74 171H76V169L74 170ZM81 171H83V169L81 170ZM80 171V172H81ZM84 171H86V170H84ZM83 171V172H84ZM88 171V170H87ZM98 171V170H97ZM13 172V171H12ZM16 172H18V171H16ZM16 172H13V173H16ZM30 172V171H29ZM29 172H28V174H29ZM36 172V171H35ZM55 172V171H54ZM56 172H57V170H56ZM62 172H63V170H62ZM62 172H61V174H62ZM69 172H71V171H69ZM21 173V172H20ZM32 173V172H31ZM49 173V172H48ZM58 173V172H57ZM64 173V172H63ZM86 173V172H85ZM132 173V172H131ZM8 174V173H7ZM47 174V173H46ZM51 174V173H50ZM72 174V173H71ZM74 174H75V172H74ZM77 174V173H76ZM83 174V173H82ZM81 174V175H82ZM87 174V173H86ZM15 175H18L17 173L15 174ZM26 175V174H25ZM36 175V174H35ZM43 175V174H42ZM67 175H68V173H67ZM19 176V175H18ZM22 176H23V174H22ZM28 175H26V177H27ZM39 176V175H38ZM44 176V175H43ZM47 176H48V174H47ZM46 176V177H47ZM50 176H52V175H50ZM49 176V177H50ZM63 176V175H62ZM85 176V178H87V176H89L88 174H87V176L86 175H84ZM91 176V178H92V176L93 175H90ZM67 177V176H66ZM75 177V176H74ZM78 177V175L76 176V178ZM104 177V176H103ZM128 177V176H127ZM28 178V177H27ZM32 178V177H31ZM34 178V177H33ZM48 178V177H47ZM68 178V177H67ZM84 179V177L83 176H81L80 177V179ZM89 178V177H88ZM8 179H10V178H8ZM38 179V178H37ZM45 179V178H44ZM90 179V178H89ZM93 179V178H92ZM15 180V179H14ZM25 180H26V178H25ZM39 180H41V179H39ZM51 180V179H50ZM68 180V179H67ZM95 180L96 179H94L93 181H89L90 182V188H91V186H92V188L94 187L96 190V193L98 192L99 193V196H98V198L100 197V195H101V197H100V199L101 200H103L104 201V203L105 202H107V204L109 203V202H112V203H116V204H118L119 202L118 201H116L114 198H116L115 196H114V198L113 197H110V196H107V194H106V188H105V190L100 186V187H98V186H96L95 185ZM47 181H49V180H47ZM60 181H61V179H60ZM87 181H88V179H87ZM106 181V180H105ZM38 182V181H37ZM36 182V183H37ZM45 182H46V180H45ZM52 182V181H51ZM54 182V181H53ZM65 181H63L62 183H64ZM84 182H85V179H84ZM114 182V181H113ZM13 183V182H12ZM18 183H20V182H18ZM40 183V182H39ZM47 183V182H46ZM62 183L60 182V184L62 185ZM72 183V182H71ZM99 183V182H98ZM41 184H43V183H41ZM66 184H68V183H66ZM65 184V185H66ZM84 184V183H83ZM88 184V183H87ZM6 185H8V183L6 184ZM12 185V184H11ZM16 185H18V184H16ZM20 185V184H19ZM18 185V186H19ZM24 185V184H23ZM38 185V184H37ZM59 186V187H62V186ZM85 185V184H84ZM106 185V184H105ZM104 185V186H105ZM3 186H4V184H3ZM26 186V185H25ZM48 186V185H47ZM57 186H58V184H57ZM69 186H71V185H69ZM73 186H74V183L72 184V186L70 187L71 189L73 188ZM76 186V187H75ZM75 188H76V190H75V192L77 191V193L74 195V196H72V197H69V204H70V206H71V210H72V213H73V215L74 214H77L78 215V217L82 220H80L81 222H80V224H84L82 227H84V229H85V231H84V229H83V231H81V233L83 232V234H85V236H87V239H85L86 241L88 240V237L90 238H94V240H95V237H96V240L94 241L93 239V241L92 242H95V244H97V241H99V239H101L102 241H103V238H107V239H109L108 237H107V234H106V236H105V229H104V233H103V226H100V225H103V224H105V220H104V215L106 216V214H104V213H108L110 210L111 211H114V212H116L117 211V205L116 206H110L109 204H108V206H109V211H107V210H105V212H104V208H106L107 206V204L106 205H104V206H106V207H104L103 208V206L102 205H100V202H101V204L103 203L102 201H97L98 200V198L96 199V201L94 200V202L92 201V199H93V197H94V195H96V194H94L93 196H92V199H91V196L89 195L90 193L88 192V191H86L85 189L87 188H84L85 186H83V185H81V187H80V183H79V181H78V183H76L75 184ZM136 186V185H135ZM10 187V186H9ZM13 187H14V185H13ZM27 187V186H26ZM11 188V187H10ZM25 188V187H24ZM39 188V187H38ZM66 188H67V186H66ZM69 188V187H68ZM49 189H51V188H49ZM48 189V190H49ZM59 189H61L62 190V188H59ZM4 190V189H3ZM18 190V189H17ZM23 191H24V189H22ZM55 190V189H54ZM72 190H74V188L72 189ZM112 190V189H111ZM7 191V190H6ZM14 191V190H13ZM16 191V190H15ZM21 191V190H20ZM27 191V190H26ZM114 191V190H113ZM17 192V191H16ZM30 192V191H29ZM42 192V191H41ZM45 192H47V191H45ZM58 192V191H57ZM107 192H108V190H107ZM112 192V191H111ZM54 193H55V191H54ZM60 193H62V192H60ZM44 194V193H43ZM109 194V193H108ZM5 196H8V195H5ZM16 196V195H15ZM28 196V195H27ZM41 196V195H40ZM61 197V195L59 196V198ZM66 197V196H65ZM96 197H97V195H96ZM122 197V196H121ZM22 198V197H21ZM113 198V199H112ZM12 199V198H11ZM27 199V198H26ZM38 199H40L39 197H38ZM42 199V198H41ZM62 199V198H61ZM94 199H95V197H94ZM104 199H107V200H109V202L108 201H105ZM118 199V198H117ZM123 199V198H122ZM32 200H34V198L32 199ZM32 200H30V201H32ZM44 200V199H43ZM52 200V199H51ZM68 200V199H67ZM17 201H19V200H17ZM28 201V200H27ZM35 201V200H34ZM39 201V200H38ZM60 201V200H59ZM22 202V201H21ZM25 202V201H24ZM45 202V201H44ZM49 202H50V200H49ZM62 202V201H61ZM99 203V204H97V203ZM31 203V202H30ZM38 203V202H37ZM58 203V202H57ZM96 203V204H95ZM46 204V203H45ZM54 204H55V202H54ZM95 205V207H91V205ZM4 205V204H3ZM11 205V204H10ZM28 205H29V202H28ZM34 205H35V203H34ZM99 205V206H98ZM115 205V204H114ZM118 205H120V204H118ZM124 205H126V204H124ZM21 206V205H20ZM26 206V205H25ZM38 206V205H37ZM39 206H40V203H39ZM38 206V207H39ZM58 206H60V205H58ZM14 207V206H13ZM12 207V208H13ZM52 207V206H51ZM111 207H116L115 209L116 210H112V209H114V208H112L111 209ZM122 208V206H119V208ZM123 207H125V206H123ZM18 208V207H17ZM34 208H36V207H34ZM43 208V207H42ZM61 208V207H60ZM108 208V207H107ZM121 208H120V210H121ZM20 209V208H19ZM21 209H22V207H21ZM41 209V208H40ZM48 209H49V207H48ZM51 209H54V208H51ZM57 209V208H56ZM66 209V208H65ZM124 209V208H123ZM156 209V208H155ZM23 210H24V207H23ZM30 210V209H29ZM43 210V209H42ZM45 210H46V207H45ZM44 210V211H45ZM60 210V209H59ZM64 210V209H63ZM69 210H70V208H69ZM7 211H9V210H7ZM32 211V210H31ZM52 211V210H51ZM50 211V213H52ZM56 211V210H55ZM94 211H95V213H94ZM118 211H119V209H118ZM121 211H123V210H121ZM121 211H119V212H121ZM126 211V210H125ZM163 211V210H162ZM5 212V211H4ZM54 212V211H53ZM61 212V211H60ZM63 212H65V210L63 211ZM124 212V211H123ZM22 213V212H21ZM33 213V212H32ZM57 214L59 213V211H57L56 212ZM62 213V212H61ZM93 213V214H92ZM96 213H98V214H96ZM110 213V215L112 216V214L114 215L115 213H111V212H109ZM109 213H108V215H109ZM122 213V212H121ZM56 214V216L57 217H59L60 216V214L59 215H57ZM63 214V213H62ZM62 214H61V216H62ZM116 214H117V212H116ZM161 214V213H160ZM164 214V213H163ZM48 215V214H47ZM51 215V214H50ZM67 214L65 213L64 214V216H62V220L63 221H66V220H64L65 219V216H66ZM69 215V214H68ZM71 215V214H70ZM76 215V216H77ZM93 215H94V217H93ZM121 215H123V214H121ZM32 216V215H31ZM38 216V215H37ZM42 216V215H41ZM53 216H54V213H53ZM56 216H54L55 217V219H56ZM110 216V217H111ZM15 217V216H14ZM54 217H52V218H54ZM63 217H64V219H63ZM102 217H104V218H102ZM109 217V216H108ZM109 217V218H110ZM156 217V216H155ZM155 217H154V219H155ZM26 218V217H25ZM44 218V217H43ZM42 218V219H43ZM51 218V217H50ZM51 218V219H52ZM106 218H107V216H106ZM105 218V219H106ZM118 217L116 216V218H114L115 220L117 219ZM123 218V217H122ZM130 218V217H129ZM32 218H30V220H31ZM36 219V218H35ZM54 219V220H55ZM72 219H74V218H72ZM92 219V221H90ZM102 219H103V221H102ZM111 219H113V217H111ZM109 220V223H108V219L106 220V223H107V228L109 227L108 225H110V221L113 223L112 224V226L114 227V222H115V220H114V222L112 221V220ZM127 219V218H126ZM5 219H3V221H4ZM26 220H28V219H26ZM25 220V221H26ZM60 220V219H59ZM76 220V219H75ZM78 220V219H77ZM83 220H84V222H83ZM122 220H124V219H122ZM6 221V220H5ZM16 221V220H15ZM33 221V220H32ZM56 221V220H55ZM57 221H58V219H57ZM116 221H118V224L120 223V221H119V218H118V220H116ZM127 221V220H126ZM39 222V221H38ZM46 222H47V219H46ZM69 222V221H68ZM67 222V223H68ZM90 222V223H89ZM92 222V223H91ZM128 222V221H127ZM126 222V223H127ZM154 222V221H153ZM155 222H156V219H155ZM1 223V222H0ZM44 222H42L41 223V227L42 228H45V225L43 224ZM66 222H60V224H59V222L56 224V222H55V228L53 227V229H51L53 232V234L54 233H56V232H54V231H56V229H57V233H58V235H59V238L57 239L55 236V238L57 239V241L55 240V242H56V245L58 246V252H56L57 253V255H56V253L55 252H53L54 253V255H56L59 259H60V257L61 258H63L62 256L64 255H66L67 257L69 256V257H71V259L73 260V258L75 259L76 258V251H75V253H74V247H73V245H76V243H73L72 244V242L73 241H75L74 239H73V241H71L70 239H72V238H74L73 236H75L76 235V232H74V231H72L73 229H70L71 231H70V234L71 233H75V235H73V236H71L72 238H70L69 237V228L68 227H70L71 228V226L72 225H68V227H66V224H65ZM101 223H103V224H101ZM122 223V222H121ZM125 223V222H124ZM126 223H125V226H126ZM19 224H20V221H19ZM51 224V223H50ZM74 224V223H73ZM78 224V223H77ZM76 224V225H77ZM92 224V225H91ZM116 224H117V222H116ZM34 225V224H33ZM33 225H32V227H33ZM54 225V224H53ZM75 225V224H74ZM123 225V224H122ZM122 225H120V227H122ZM130 225V224H129ZM159 225V224H158ZM38 226V225H37ZM39 226H40V222H39ZM46 226H47V223H46ZM106 226H105V228H106ZM116 226V228H117V225H115ZM76 227V226H75ZM110 227H111V225H110ZM109 227V228H110ZM118 227H119V225H118ZM1 228V227H0ZM22 228V227H21ZM24 228V227H23ZM40 228V227H39ZM38 228V229H39ZM108 228V229H109ZM2 229H4V228H2ZM47 230H48V228H46ZM46 229H44V231H46L45 232V235H46V237H47V235L49 236V233H50V231H49V233L47 232V230ZM50 229V228H49ZM119 229V230H118ZM121 228H117V230L118 231H120L121 232V230H120ZM126 229V228H125ZM149 229V228H148ZM152 229H153V227H152ZM157 229V228H156ZM41 230V229H40ZM128 230V229H127ZM6 230H4V233H6L5 232ZM25 231V230H24ZM30 231V230H29ZM76 231V230H75ZM107 231V230H106ZM158 231H159V229H158ZM26 232V231H25ZM35 232V231H34ZM79 232V231H78ZM85 232V233H84ZM108 232H109V230H108ZM108 232H106V233H108ZM119 232V234L118 233H115V232H113L114 234H118V236H117V240L119 239L118 237L120 236V235H122L121 233ZM122 232H124V231H122ZM155 232V231H154ZM2 233H3V231H2ZM30 234H31V232H29ZM40 233H41V235H42V233L43 232H41L40 231ZM47 233V234H46ZM56 233V234H57ZM80 233V232H79ZM80 233V234H81ZM29 234V235H30ZM51 234V233H50ZM112 235V233L110 232V233H108V235ZM113 234V235H114ZM129 234V233H128ZM159 234V233H158ZM157 234V235H158ZM161 234V233H160ZM10 235V234H9ZM40 235V234H39ZM45 235L43 234L42 236H40V237H42V239H43V241L45 242V243H47L46 241H47V238L45 237ZM55 235V234H54ZM92 235H94V236H92ZM113 235L111 236V237H113ZM127 235V234H126ZM130 235V234H129ZM155 235V234H154ZM18 236V235H17ZM35 236V235H34ZM84 236V238H86ZM128 236V235H127ZM161 236V235H160ZM164 236V235H163ZM15 237V236H14ZM33 237V236H32ZM37 237V236H36ZM98 237V238H97ZM114 237H115V235H114ZM129 237V236H128ZM127 237V238H128ZM153 237V236H152ZM156 237V236H155ZM30 238V237H29ZM46 240H45V239ZM52 238V237H51ZM90 238V239H91ZM116 238V237H115ZM125 238V237H124ZM161 238V237H160ZM41 238L40 239H38V240H42ZM49 239V238H48ZM54 239V238H53ZM83 239V238H82ZM107 239H106V241H107ZM121 239H123V237L121 238ZM131 239V238H130ZM129 239V240H130ZM157 239V238H156ZM4 240V239H3ZM11 240V239H10ZM9 240V241H10ZM17 240V239H16ZM37 240V241H38ZM79 240H81V239H79ZM105 240V239H104ZM115 242L117 241V240H115V239H113ZM124 240V239H123ZM155 240V239H154ZM5 241V240H4ZM3 241V242H4ZM33 241V240H32ZM51 241V240H50ZM54 241V240H53ZM86 241H84V239H83V242L85 243ZM89 242V241H87V246L89 247V250H92L93 248H97V246L94 244V243H92V242ZM106 241H105V243H106ZM109 241V240H108ZM110 241H111V238H110ZM125 241V240H124ZM52 242V241H51ZM80 242H82V241H80ZM79 242V243H80ZM113 242V241H112ZM114 242V243H115ZM119 241H117L115 244H116V246H117V244H118V246L117 247H119L120 248V246H119V243H118ZM127 242V241H126ZM9 243V242H8ZM36 243V242H35ZM44 243V245L46 246V244ZM53 243V242H52ZM51 243V246L52 245H54V243L52 244ZM82 244V246H83V249H85L86 247V244ZM90 243H92V247H91V244ZM100 243V242H99ZM99 243L97 244V245H99ZM114 243H112L113 244V246L115 245ZM122 243V242H121ZM156 243V242H155ZM159 243V242H158ZM158 243H157V245H158ZM38 244V243H37ZM95 245V247H94V245ZM102 244H103V242H102ZM102 244L99 246L100 248H103V247H101L102 246ZM107 244V243H106ZM106 244H105V246H106ZM50 245V243H49V241H48V245H47V247ZM55 245V246H56ZM81 245V244H80ZM80 245H79V247H80ZM108 245H111V244H107V246ZM128 245V244H127ZM161 245V244H160ZM38 246H39V244H38ZM41 246H43V245H41ZM55 246H53V247H55ZM57 246H56V248H57ZM104 246V247H105ZM106 246V247H107ZM112 245H111V251H110V247H107V249H109L108 251L107 250H105V251H107L108 252V254H110V255H112L113 253H115L116 252V250H114V247H116V246H114L113 247ZM125 246V245H124ZM10 247H12V246H9V248ZM15 247V246H14ZM20 247V246H19ZM44 247V246H43ZM85 247V248H84ZM91 247V248H90ZM98 247V248H99ZM113 247V248H112ZM128 247H130L129 245H128ZM159 247V246H158ZM163 247V246H162ZM1 248H2V246H1ZM5 248V247H4ZM17 248H18V246H17ZM40 248V247H39ZM42 248V247H41ZM46 248V247H45ZM52 248V247H51ZM56 248H53V249H56ZM77 248V247H76ZM95 248V249H96ZM96 249V250H99V252H101V253H103L104 254V252L102 251V249ZM127 248V247H126ZM157 248V247H156ZM53 249H51L52 251H53ZM82 249V250H83ZM87 249V248H86ZM86 249H85V251H86ZM106 249V248H105ZM121 249V248H120ZM129 249V248H128ZM13 251H14V249H12ZM35 250V249H34ZM37 250V249H36ZM43 250H44V248H43ZM76 250H78V249H76ZM101 250V251H100ZM104 250V249H103ZM118 248H117V253H118ZM127 250V249H126ZM129 250H131V249H129ZM129 250H127V251H129ZM156 250V249H155ZM10 251V250H9ZM38 251H40V250H38ZM45 251H47V250H45ZM80 251V250H79ZM84 251V252H85ZM88 251V250H87ZM93 251L94 252H96L94 249H93ZM92 251V252H93ZM113 251V252H112ZM115 251V252H114ZM121 251V250H120ZM3 252V251H2ZM7 252V251H6ZM23 252V251H22ZM37 252V251H36ZM89 253H90V251H88ZM91 252V253H92ZM94 252L91 254V255H93L94 254ZM111 252H112V254H111ZM15 253V252H14ZM38 253V252H37ZM41 253H44V251H41ZM40 253V254H41ZM46 253H48V252H46ZM50 253H52V252H50ZM52 253V254H53ZM86 253V252H85ZM84 253V255H82L83 256V258H85V259H87L86 258V254L88 255V253H86L85 254ZM101 253H99V255H101ZM117 253H115V255H118ZM127 253V252H126ZM129 253V252H128ZM157 253V252H156ZM10 254V253H9ZM30 254V253H29ZM49 254V253H48ZM62 254V255H61ZM77 254H79V252L77 253ZM82 253H80L79 254V256H78V258L77 259H79L80 258V255H81ZM102 254V255H103ZM105 254H106V257L107 258H110L111 259V257L113 256H111V257H108V256H110V255H108L106 252H105ZM154 254V253H153ZM7 255V254H6ZM60 255V256H59ZM91 255H89L90 257H93L94 256V258L96 259V257H95V255H93V256H91ZM98 255V254H97ZM108 255V256H107ZM121 256H122V254H120ZM8 256V255H7ZM38 256H39V254H38ZM40 256H42V255H40ZM82 256H81V258H82ZM124 256V255H123ZM154 256V255H153ZM11 257V256H10ZM26 257V256H25ZM46 257H47V255H46ZM56 257V258H57ZM69 257H68V260H69ZM90 257H89V259H90ZM101 257H103V258H105L104 256H100V258ZM126 257V256H125ZM158 257V256H157ZM4 258V257H3ZM42 258V257H41ZM50 259H51V257H49ZM56 258H52V260L53 259H55L54 260V262H56V264L58 263V264H60V261H61V259L59 260L58 258L56 259ZM80 258V259H81ZM98 258V257H97ZM106 258V259H107ZM115 258V256H113V258L110 260V259H107L106 261H110V262H112V264H113V261L112 260H116V261H118V259L119 258H117V259H114ZM124 258V257H123ZM123 258H122V260H123ZM155 258V257H154ZM43 259V258H42ZM65 259V258H64ZM64 259H63V262H65V264H66V259H65V261H64ZM70 259V260H71ZM76 259V260H77ZM79 259V260H80ZM92 259V258H91ZM90 259V260H91ZM6 260V259H5ZM45 260V259H44ZM46 260H48L47 258H46ZM81 260H83V259H81ZM80 260V261H81ZM88 260V259H87ZM126 260H127V258H126ZM2 261V260H1ZM42 261V260H41ZM51 261V260H50ZM83 261H86V260H83ZM82 261V263H84ZM93 261V260H92ZM97 261V260H96ZM95 260H94V262H96ZM100 261V260H99ZM99 261H97V262H99ZM102 261H105V259L104 260H102ZM102 261H100L99 263L100 264H103L102 263ZM108 261V262H109ZM155 261V260H154ZM45 263L46 262H48V261H44ZM69 262V261H68ZM76 262H78V261H76ZM87 262H91V261H87ZM119 262V261H118ZM117 262V263H118ZM123 262V261H122ZM121 262V263H122ZM150 262V261H149ZM14 263V262H13ZM16 263V262H15ZM52 263H53V261H52ZM116 263V262H115ZM127 263V262H126ZM10 264H11V262H10ZM42 264V263H41ZM69 264V263H68ZM71 264H72V261H71ZM73 264H74V262H73ZM84 264H86V262L84 263ZM91 264H92V262H91ZM95 264V263H94ZM96 264H98V263H96ZM106 264H107V262H106ZM110 264V263H109ZM119 264V263H118Z\"/></svg>",
    "mask_w": 264,
    "mask_h": 264
}]
</instances>
